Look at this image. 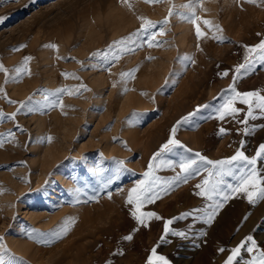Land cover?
<instances>
[{
	"label": "rangeland",
	"instance_id": "374dc122",
	"mask_svg": "<svg viewBox=\"0 0 264 264\" xmlns=\"http://www.w3.org/2000/svg\"><path fill=\"white\" fill-rule=\"evenodd\" d=\"M142 18L160 23L138 32ZM149 35L158 45L148 46ZM262 40L264 0H0L4 264H148L153 248L169 264H224L249 235L255 249L242 248L233 264L257 260L264 200L250 204L227 188L215 201L196 195L215 169L195 154L251 158L264 144L262 110L249 117L236 97L241 111L218 118L235 97L230 85L264 95V61L249 52ZM174 126L184 147L153 161L154 202L140 209L162 219L140 224L129 191L153 179L143 174ZM185 156L200 168L187 182L174 179ZM255 167L264 177V158ZM243 171L224 179L236 185ZM221 201L209 222L203 210ZM193 209L202 211L174 219L165 234V221Z\"/></svg>",
	"mask_w": 264,
	"mask_h": 264
},
{
	"label": "snow or ice",
	"instance_id": "6c2138e0",
	"mask_svg": "<svg viewBox=\"0 0 264 264\" xmlns=\"http://www.w3.org/2000/svg\"><path fill=\"white\" fill-rule=\"evenodd\" d=\"M149 2H153V0H149ZM171 14L172 12L170 10V15ZM156 23H160V22L159 21L152 22L149 20H144L142 18V23L140 25V28L137 31L147 33L148 30L154 27ZM204 23L209 24L210 22L205 20ZM201 35L202 34L199 28H197V37L199 38ZM145 42L148 43V46L150 47L153 46V44L158 45L159 43L154 38H152L151 35H149L146 38ZM52 47H56V46L52 45ZM249 52L255 53V55L253 56L254 60L258 59L260 61H264V40H262L259 44L250 47ZM29 59L30 57L25 58V63ZM246 62L248 66H250L251 61H248L247 57H246ZM245 68H246V64H240L237 67L236 71L239 73L241 69H245ZM0 71H4L5 73H7L8 70L4 68L2 64H0ZM18 71H21V69H18ZM65 75H69V74L65 73ZM121 75L123 76L125 74L122 73ZM222 75L227 76L228 73L224 72ZM81 87L87 90L86 86L82 85ZM230 88L235 93V97L230 98L229 100H226L225 104L221 106V109H218L219 119L223 120L226 116L234 117L236 113L241 111L239 108H236L233 106V102L236 97L240 98L241 103L248 105V116L249 117L253 116L254 107L256 109L262 110V114H264V95H261L258 91L239 93L235 91L234 85H230ZM58 91L64 92L66 90L60 89ZM125 91H127V89H125ZM250 97L255 98V99L250 100L249 99ZM199 107L200 106H198V109ZM194 114L195 113H189V116H192ZM0 115H2V113H0ZM9 115L11 118L15 116V113H12ZM187 119L188 117L182 118V120H187ZM179 123L180 121L177 122V124ZM176 131H177V128L174 126L171 129L170 138L167 140L166 143L161 145L160 149L156 153L153 154V157L150 160L149 165H148V171H146L143 174L145 177L152 176L153 179L151 181H139L137 185L129 191L127 203L136 205V210L132 212V216L140 224H144V217H155L156 219H162L156 213H151V212L145 213V212H141L140 209L144 203L154 202V199H153L154 183H155V180L158 178L154 177L153 175V161L160 158L162 154L171 153L177 148L184 147L181 141L175 139ZM225 131L226 129H223V128L220 129L221 134H223ZM245 131H248V129L246 128ZM186 151L191 152L192 150L186 149ZM195 156L198 157L200 161H206L207 164L212 165L213 168L215 169V171L209 172V178L204 179L202 183L195 185L197 189H200V191L196 192V195L205 197L209 201H215L216 197L224 193V189L227 188V189H230L232 193H246L247 199L250 204H255L258 200H264V177H262L260 174L257 173L256 167H255L257 164V160L264 158V144L260 145L259 151L256 153L255 156L251 158L246 156L244 152L240 150H237L236 154L233 155L231 158L219 160V161L208 160L206 157L202 156L200 153H196ZM196 165H197L196 159H193L188 156L181 158L178 164L180 168V172L177 173L174 179L183 180V182H187V179L189 178V176L199 174L200 168L196 167ZM166 166L171 168V167H175L176 164L173 161H167ZM233 168H235V171H233ZM241 169H244V171L239 176L238 182L236 185L228 184L225 181L224 177L235 176L236 172L241 171ZM213 177H215V179H212ZM228 198L229 196L227 194L223 195L224 201H226ZM222 207H223L222 201L214 202L213 204H209L207 208L203 210L209 222L217 214L218 209ZM201 211H202L201 209H193L190 212L182 213L179 217H174L173 219H169L165 221L164 223L165 234L171 231V229L169 228V225L173 223L174 219H183V218H186L187 216H193L196 213H199ZM137 212H139L140 214L137 215ZM245 219H247V217H245ZM173 234L179 235V236L185 235L184 232H173ZM124 239L131 240L132 236L128 235L124 237ZM246 242H251V246H247ZM255 247H256V242L253 240L252 236L250 235L247 236L245 240H242L238 246L230 250L231 254L224 261V264H233V262L239 258L242 248H245L246 251L248 252H252L255 249ZM218 251L224 252L225 249L221 247L218 249ZM153 257H155V260L156 262H158V264H169V261L166 259V257L162 255H159V256L156 255V248L152 249V255L149 256L148 258V264H153ZM4 260H5L4 255L0 254V264H4ZM246 264H264V251H261L259 253V257L257 260L246 262Z\"/></svg>",
	"mask_w": 264,
	"mask_h": 264
},
{
	"label": "bare ground",
	"instance_id": "6f19581e",
	"mask_svg": "<svg viewBox=\"0 0 264 264\" xmlns=\"http://www.w3.org/2000/svg\"><path fill=\"white\" fill-rule=\"evenodd\" d=\"M181 31H182V29H181ZM181 33H182V35L184 36V34H185V30H183ZM181 37H182V36H181ZM183 38H184V37H183Z\"/></svg>",
	"mask_w": 264,
	"mask_h": 264
}]
</instances>
